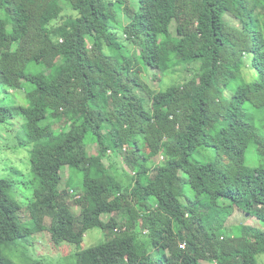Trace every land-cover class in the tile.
Listing matches in <instances>:
<instances>
[{
  "label": "clouds",
  "instance_id": "1",
  "mask_svg": "<svg viewBox=\"0 0 264 264\" xmlns=\"http://www.w3.org/2000/svg\"><path fill=\"white\" fill-rule=\"evenodd\" d=\"M0 264H264V0H0Z\"/></svg>",
  "mask_w": 264,
  "mask_h": 264
}]
</instances>
